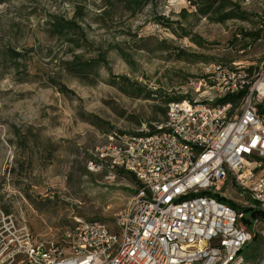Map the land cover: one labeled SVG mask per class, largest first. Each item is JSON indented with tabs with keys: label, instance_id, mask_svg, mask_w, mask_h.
Wrapping results in <instances>:
<instances>
[{
	"label": "rangeland",
	"instance_id": "374dc122",
	"mask_svg": "<svg viewBox=\"0 0 264 264\" xmlns=\"http://www.w3.org/2000/svg\"><path fill=\"white\" fill-rule=\"evenodd\" d=\"M193 1L0 0V247L10 223L46 247L74 219L111 225L128 190L121 175L107 184L87 170L95 149L162 121L173 101L214 97L202 86L214 67L256 69L264 59V0H239L247 20L223 24L197 16ZM76 5L86 34L78 47L46 32L48 17L70 20ZM241 34L252 41H235ZM76 56L105 63L79 80L63 65ZM228 199L249 203L234 190ZM252 239L241 257L260 264L264 235Z\"/></svg>",
	"mask_w": 264,
	"mask_h": 264
},
{
	"label": "built area",
	"instance_id": "2783aa9c",
	"mask_svg": "<svg viewBox=\"0 0 264 264\" xmlns=\"http://www.w3.org/2000/svg\"><path fill=\"white\" fill-rule=\"evenodd\" d=\"M214 73L202 80L214 97L173 101L162 121L95 149L90 173L135 180L111 225L74 219L46 247L8 223L0 264H248L241 252L264 235V59L252 76L235 63ZM233 190L249 203L235 207Z\"/></svg>",
	"mask_w": 264,
	"mask_h": 264
},
{
	"label": "trees",
	"instance_id": "16d2710c",
	"mask_svg": "<svg viewBox=\"0 0 264 264\" xmlns=\"http://www.w3.org/2000/svg\"><path fill=\"white\" fill-rule=\"evenodd\" d=\"M121 1V0H118ZM193 5L196 7V15L199 17L207 18L209 21L216 24H223L229 20H247L245 13L241 9V2L239 0H196L193 1ZM138 4V3H136ZM74 17L70 20H66L59 16L48 17L49 20L46 23L47 34L49 37H54L57 40H65L73 44V46L78 47L79 41L85 42L86 34L84 32V27H81L80 23H77V18L81 17L83 8L81 6L75 7ZM262 34H264V29H262ZM252 35L241 34L238 40H235L240 43H247L251 40ZM75 38V39H74ZM252 41V40H251ZM5 57H8L9 60H15L19 56L12 50L4 51ZM105 63L104 59H96L88 62H80L79 58L74 57L69 62H64L63 65L66 66L68 72H70L75 78L79 80L87 78V75L90 72H94V69L97 65ZM255 68L251 67L247 69L249 76L253 75ZM241 96V95H239ZM240 97L236 96L235 98H225L223 102H233L235 100L239 101ZM163 115H166V111H163ZM14 135L18 136L19 130L13 127ZM122 176V173H120ZM135 183V180L131 175H125Z\"/></svg>",
	"mask_w": 264,
	"mask_h": 264
},
{
	"label": "crops",
	"instance_id": "0c3cea01",
	"mask_svg": "<svg viewBox=\"0 0 264 264\" xmlns=\"http://www.w3.org/2000/svg\"><path fill=\"white\" fill-rule=\"evenodd\" d=\"M125 175V174H124ZM127 175V174H126ZM120 177H122V179H124L126 182H125V185L127 186V185H132L133 184V182H131V180L129 179V178H127V176L125 177V176H120ZM124 185V186H125ZM131 191L130 190H128V191H126V196H122V199L123 200H125L126 202L129 200V198H130V196H131ZM124 201V202H125Z\"/></svg>",
	"mask_w": 264,
	"mask_h": 264
}]
</instances>
